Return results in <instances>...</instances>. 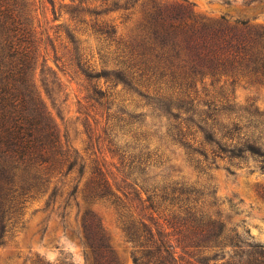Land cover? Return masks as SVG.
I'll list each match as a JSON object with an SVG mask.
<instances>
[{"label":"trees","instance_id":"trees-1","mask_svg":"<svg viewBox=\"0 0 264 264\" xmlns=\"http://www.w3.org/2000/svg\"><path fill=\"white\" fill-rule=\"evenodd\" d=\"M135 1L122 0L123 7ZM49 2L55 18L53 1ZM111 2L118 7L115 0ZM67 12L71 19L82 21L74 9ZM37 26L29 0H0V243L7 224L20 215L28 197L46 193L48 202L60 196L56 182L74 171L75 182L64 191L62 204L72 198L77 205V191L85 203L80 236L89 264H113L111 257L102 261L110 247L95 212L86 206L97 202L114 210L122 230L140 246V254L132 257L134 264H179L160 237L161 230L153 232L148 225L152 211L161 204L170 209L164 220L176 233L177 243L197 250L204 264H264L263 245L244 236L247 229H237L219 208L212 189L168 174L160 178L147 174L146 169L161 156L147 146H130L137 148L135 153L122 150L120 168L115 171L92 164L78 187L84 172L81 157L61 140L35 87L34 69L44 65L42 32ZM93 29L105 36L115 32L111 26ZM44 39L50 40L47 32ZM117 44L114 67L94 69L80 56L74 63L85 78H103L119 83L120 90L153 97L166 120L181 118L186 121L185 130L194 126L201 136L200 149L181 142L177 135L182 138L184 132L172 124L176 141L204 157L202 144L228 159L245 153L264 156V125L254 110L237 125L239 121L228 118L224 110L233 105L218 107L207 101L206 108L197 109L198 104L188 97L204 78L222 77L231 83L245 77L264 83V24L200 16L184 3L153 2L142 11L131 37L118 38ZM92 94L101 98L107 91L93 87ZM120 113L115 111L117 121L127 122ZM180 113L185 115L179 117ZM34 263L48 264L37 259Z\"/></svg>","mask_w":264,"mask_h":264},{"label":"rangeland","instance_id":"rangeland-1","mask_svg":"<svg viewBox=\"0 0 264 264\" xmlns=\"http://www.w3.org/2000/svg\"><path fill=\"white\" fill-rule=\"evenodd\" d=\"M29 1L44 45V65L37 64L33 72L35 87L61 140L81 157L84 172L78 179V187L92 164L115 171L120 168L122 150L134 144L137 148L147 146L161 153L146 169L148 175L160 178L168 174L212 189L219 208L230 216L237 229H247L248 233L243 235L264 247V156L245 153L242 157L228 159L211 152V145L202 144L204 157L176 141L172 128L175 123L184 132L182 138L179 135L177 138L200 149L201 136L194 126L185 130L186 121L181 118L166 120L162 109L152 102L156 100L153 97L120 90L119 83L113 85L114 82L103 78H85L74 63L80 56L94 69L114 67L120 49L118 38L131 37L142 11L153 2L184 3L200 16L264 24V0H136L130 6L126 4L127 7H123L122 0H115L118 7H114L112 0H51L55 18L49 0ZM73 9L82 21L70 18L67 10ZM101 26L114 27V34L105 36L93 29ZM45 32L49 34L51 46L44 39ZM93 87L106 89V97L93 95ZM188 97L198 104L197 109L206 108L204 102L207 101L218 107L233 105L224 110L234 121L244 120L250 116L248 111L254 110L264 125V83L258 80L238 77L228 83L222 77L212 81L204 78L196 82ZM116 110L127 122L117 121ZM184 115L180 113L179 117ZM237 125H241V121ZM137 148L129 150L135 153ZM75 176L76 172L72 171L62 177L61 182H56L62 194H56L48 202H45L46 193L24 201L20 215L7 224L0 243V264H35L36 259L48 264L90 263L80 236V214L85 203L77 191V205L72 198L62 204L64 191L75 182ZM86 206L95 212L110 247L102 261L111 257L113 264H134L132 257L140 254V246L122 230L114 210L103 202ZM169 215L170 209L159 205L152 211L149 227L153 232L161 230L160 237L179 264H204L197 250L182 248L181 243H177L176 233L165 224L164 217Z\"/></svg>","mask_w":264,"mask_h":264}]
</instances>
